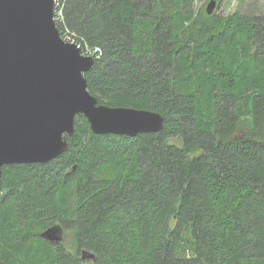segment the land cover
I'll list each match as a JSON object with an SVG mask.
<instances>
[{
	"label": "trees",
	"instance_id": "obj_1",
	"mask_svg": "<svg viewBox=\"0 0 264 264\" xmlns=\"http://www.w3.org/2000/svg\"><path fill=\"white\" fill-rule=\"evenodd\" d=\"M192 1L62 0L101 51L88 91L164 126L100 135L77 115L57 158L3 166L0 264H264V16ZM56 223L70 249L41 237Z\"/></svg>",
	"mask_w": 264,
	"mask_h": 264
},
{
	"label": "water",
	"instance_id": "obj_2",
	"mask_svg": "<svg viewBox=\"0 0 264 264\" xmlns=\"http://www.w3.org/2000/svg\"><path fill=\"white\" fill-rule=\"evenodd\" d=\"M216 4L207 3V14ZM53 7L54 0H0V193L2 167L57 158L77 115L100 135L135 137L164 126L157 111L98 103L84 77L94 58L60 38ZM60 235L58 225L41 233L51 241ZM82 258L92 254L83 251Z\"/></svg>",
	"mask_w": 264,
	"mask_h": 264
},
{
	"label": "rangeland",
	"instance_id": "obj_3",
	"mask_svg": "<svg viewBox=\"0 0 264 264\" xmlns=\"http://www.w3.org/2000/svg\"><path fill=\"white\" fill-rule=\"evenodd\" d=\"M209 1L210 0H193L192 7L194 15L200 11L206 13V5ZM216 3L212 11V15L215 16L225 17L234 13L247 16H264V0H216ZM171 141L176 140L172 139ZM44 230L45 229H42L40 232L42 233ZM61 234L63 237L60 240L63 241L66 248L70 249V233L64 230Z\"/></svg>",
	"mask_w": 264,
	"mask_h": 264
},
{
	"label": "built area",
	"instance_id": "obj_4",
	"mask_svg": "<svg viewBox=\"0 0 264 264\" xmlns=\"http://www.w3.org/2000/svg\"><path fill=\"white\" fill-rule=\"evenodd\" d=\"M53 19L59 31L60 38L70 44H74L83 56H92L94 59L99 58L101 51L97 46H90L82 37L71 31L66 23L63 13L62 0H54Z\"/></svg>",
	"mask_w": 264,
	"mask_h": 264
},
{
	"label": "flooded vegetation",
	"instance_id": "obj_5",
	"mask_svg": "<svg viewBox=\"0 0 264 264\" xmlns=\"http://www.w3.org/2000/svg\"><path fill=\"white\" fill-rule=\"evenodd\" d=\"M54 225H58V226H60V228H61V232H63L64 230H63V227L60 225V224H54ZM63 236H62V234L60 235V238H62ZM49 242H52V243H62L63 244V241L62 240H60V241H51V240H48ZM82 250H81V255H82Z\"/></svg>",
	"mask_w": 264,
	"mask_h": 264
}]
</instances>
